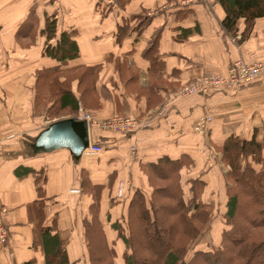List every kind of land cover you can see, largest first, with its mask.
I'll return each instance as SVG.
<instances>
[{
  "label": "crops",
  "instance_id": "obj_1",
  "mask_svg": "<svg viewBox=\"0 0 264 264\" xmlns=\"http://www.w3.org/2000/svg\"><path fill=\"white\" fill-rule=\"evenodd\" d=\"M174 1L179 0H131L122 11L112 7V13L101 17L95 12L96 0H0V208L6 211L4 225L8 232L7 243L0 247V264H45L38 230L42 227L63 243L62 250L71 261L87 264L82 219L89 201L80 191L82 171L87 172L92 184H109L112 175L108 190L113 195L120 182L124 183L125 195L136 189L148 193L140 165L164 156L176 159L189 155L193 164L184 170L187 178L201 177L210 193L220 196L222 204L219 200L216 203L223 211L226 168L219 148L229 135L250 139L254 130L262 132L264 77L231 93L186 98L174 95L183 85L204 75H225L234 61L264 63V20L257 21L248 39L237 45L221 30L224 12L215 0L186 7L171 6ZM32 5L36 6L40 28L44 15L56 14L60 28L77 30L79 58L75 64L100 65L96 83L101 103L95 113L98 120L118 114L152 119L151 127L127 134L93 129L91 141L105 150L97 156L82 155L78 160L67 149L31 151L32 140L49 125L32 106L33 74L52 65L41 58L43 38L37 36L26 46L14 39L16 28ZM160 6L164 11L158 9ZM185 9L191 13L176 18V11ZM142 10L151 18L150 24L139 36L132 34L117 46V26ZM237 28L238 33L243 31V21ZM180 29L191 33L182 38ZM152 37H158L164 65L161 74L154 77V87L148 77L149 63L140 55ZM115 59L119 60V72ZM157 99L161 101L153 107L150 101ZM158 113L162 115L155 118ZM205 115H211L212 122L204 134H198L195 124ZM37 172L44 177L42 222L28 208L37 199ZM107 202L102 201V213L109 208ZM122 206L111 209V222L120 219ZM106 234L110 240L108 227Z\"/></svg>",
  "mask_w": 264,
  "mask_h": 264
},
{
  "label": "trees",
  "instance_id": "obj_2",
  "mask_svg": "<svg viewBox=\"0 0 264 264\" xmlns=\"http://www.w3.org/2000/svg\"><path fill=\"white\" fill-rule=\"evenodd\" d=\"M130 1L115 0L117 9L122 11ZM215 2L224 12L220 22L223 34L237 45L248 39L257 21L264 20V0ZM113 11L105 0H96L95 12L101 17ZM145 12L142 10L117 26L114 34L117 46L132 34L139 36L150 24L151 18ZM190 13V9L176 11V18H186ZM239 21L244 23L240 33ZM190 33V30H181L180 36L186 38ZM37 36L44 39L41 58L52 65L43 66L33 74L35 113L40 112L44 120L54 122L74 118L81 107L96 117L101 107L96 92L100 65L75 64L79 58L77 30L60 28L56 14L44 15L40 28L36 6L32 5L16 28L14 39L24 46L21 39L33 42ZM140 55L149 63L148 77L154 81L150 84L154 87L157 82L154 77L164 67L158 37L150 38ZM118 61L114 60L117 71ZM160 101L150 102L154 107ZM219 152L226 168L224 209L220 213V231L213 239L208 232L217 203L201 177L184 178V170L193 164L189 155L182 154L176 159L164 156L140 165L148 193L136 189L124 204L116 193L113 195L108 190L112 175L109 184H92L87 172L82 171L80 191L89 201L82 219L87 264H264V126L261 133L254 130L250 139L236 135L225 137ZM35 175L37 199L28 208L42 222L44 177L42 172ZM105 199L109 208L102 213L101 204ZM118 205L124 208L121 217L111 222V209ZM107 227L112 236L110 240ZM38 230L45 264H75L62 250L63 243L57 236H50L45 227ZM206 234L212 243L208 240L205 248H198Z\"/></svg>",
  "mask_w": 264,
  "mask_h": 264
},
{
  "label": "built area",
  "instance_id": "obj_3",
  "mask_svg": "<svg viewBox=\"0 0 264 264\" xmlns=\"http://www.w3.org/2000/svg\"><path fill=\"white\" fill-rule=\"evenodd\" d=\"M112 3L111 0H108ZM197 0H185L181 2L180 6H190L196 3ZM172 6V5H171ZM264 77V63H246L243 60H237L231 63L225 75L216 76H204L190 83L188 86L180 89L176 92V96L186 97L189 95H201L207 96L213 92H224L227 93L233 89H238L242 86H248L256 83L258 80ZM78 120L85 121L88 126V132L90 134L91 129H101L103 131L115 132V133H128L136 131L139 127L138 121L128 116L114 115L105 122H90V118L84 110L78 108ZM81 113V114H79ZM211 115L201 117L195 124L194 131L198 134H204L208 125L211 122ZM141 125V124H140ZM91 128V129H90ZM103 146L95 144L91 141L89 135L88 147L84 150L83 155L86 156H97L103 152ZM122 185H119L118 196L122 193ZM78 193L77 190L72 191ZM5 209L0 208V247L5 246L8 240V232L4 225V214Z\"/></svg>",
  "mask_w": 264,
  "mask_h": 264
},
{
  "label": "water",
  "instance_id": "obj_4",
  "mask_svg": "<svg viewBox=\"0 0 264 264\" xmlns=\"http://www.w3.org/2000/svg\"><path fill=\"white\" fill-rule=\"evenodd\" d=\"M89 144L88 126L85 121L68 118L50 123L32 140L33 153L67 149L78 160Z\"/></svg>",
  "mask_w": 264,
  "mask_h": 264
},
{
  "label": "rangeland",
  "instance_id": "obj_5",
  "mask_svg": "<svg viewBox=\"0 0 264 264\" xmlns=\"http://www.w3.org/2000/svg\"><path fill=\"white\" fill-rule=\"evenodd\" d=\"M110 6H111V8L113 7V8H117V4L115 3V0H111L112 1V3H109L108 2V0H105ZM185 0H179L178 2L177 1H174L175 3H173L172 4V6H180V4H181V2H184ZM203 1V0H202ZM202 1L201 0H197V2L196 3H194L193 5H197V4H200V3H202ZM170 2V1H169ZM158 9H160V11H164L163 9H162V6H160ZM41 38V37H40ZM37 39V38H36ZM16 41V40H15ZM20 43H22V44H25V45H28V43H33V42H31L30 40H27V39H21L20 40ZM9 54L7 53L6 54V56H8ZM204 76H206V75H204ZM204 76H202V77H204ZM208 76H216V75H208ZM221 76V75H220ZM202 77H199V78H202ZM199 78H197V79H199ZM197 79H194L193 81H190L189 83H187V84H185V85H183L180 89H183L184 87H186V86H188L190 83H192V82H194L195 80H197ZM239 89V88H238ZM241 89V88H240ZM235 90H237V89H233V90H231V91H229V92H227V93H231V92H233V91H235ZM224 93V92H223ZM190 96H194V95H189V96H186V97H190ZM199 96H201V95H199ZM182 98V97H180V96H176V95H174V98ZM186 97H184V98H186ZM32 106H33V102H32ZM36 112V111H35ZM85 113H87V115L89 116V118H90V122H99V123H101V122H105V121H107V120H109L111 117H113L114 115H118V114H112V115H110V116H107L106 118H104V119H99L98 120V118L97 117H93L91 114H89L88 112H86V111H84ZM37 114V113H36ZM79 114H81V113H79ZM37 115H39V116H41V114H40V112H38V114ZM160 115H162L161 113H158V114H156L155 115V118L157 117H160ZM120 116H123V115H120ZM205 116H207V115H205ZM74 118H78V113H76V116L74 117ZM134 120H136V121H138V123H139V127L137 128V132H139V131H143V130H145L147 127H151V124H152V119H148V120H146V121H149V122H146L145 120H143V118H136V117H132ZM66 119H68V118H66ZM43 120H44V118H43ZM45 122H49V121H47V120H44ZM211 122H212V117H211ZM211 122L209 123V125L211 124ZM50 123H52V122H49V124ZM141 124V125H140ZM150 124V125H149ZM208 125V126H209ZM91 129V128H90ZM96 129V128H95ZM89 131V130H88ZM93 131V129H91L90 130V132H92ZM136 131H133V133L134 132H136ZM89 133V132H88ZM222 163V162H221ZM183 176H184V178L185 179H187V176H188V173H185L184 172V174H183ZM184 179V180H185ZM119 185H122V193H124V183L123 182H120L119 184H118V186H117V188H116V197L118 198V199H122V200H120V202H123V204H124V202H126V200H128V198H129V196L131 195V194H127L126 196H124L122 193H121V195L120 196H118V188H119ZM126 199V200H125ZM212 199H214V202L215 201H217V200H219V203H220V205L222 204V202H220L221 200H220V196L218 195H213V198ZM222 199H224V198H222ZM217 203H218V201H217ZM220 205L218 204V206L217 207H220ZM221 208V207H220ZM221 211H219L218 209L216 210V212H214V214H213V218H212V222H211V226H210V229H209V232H208V234H210L211 233V236H210V238L211 239H213L218 233H219V231H220V228H221V224H222V221H221ZM208 234H206L205 235V237H203L202 239H201V243H199V245H198V248H205L204 246H205V242L206 241H210L209 243H212V241L213 240H210L209 239V235Z\"/></svg>",
  "mask_w": 264,
  "mask_h": 264
}]
</instances>
